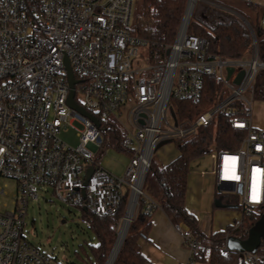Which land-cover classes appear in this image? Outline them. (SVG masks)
<instances>
[{
	"label": "built area",
	"instance_id": "1",
	"mask_svg": "<svg viewBox=\"0 0 264 264\" xmlns=\"http://www.w3.org/2000/svg\"><path fill=\"white\" fill-rule=\"evenodd\" d=\"M134 1L0 0V175L18 184L13 208L0 213V264H65L25 235L29 202L39 199L40 186L99 214L115 215L127 194L126 213L133 206L135 216L142 205L145 213L154 212L159 207L144 187L159 143L190 138L219 113L246 134L238 150H215V187L239 196L242 211L264 206V127L254 124L252 114L254 81L264 62L255 32L248 54L224 59L189 32L202 0H187L174 41L160 59L152 62L148 53L140 64L139 47L147 43L130 30ZM67 60L77 80L74 100L99 126L68 104ZM228 67H233L229 78ZM241 71L244 77L235 84ZM207 75L217 77L222 96L194 120H180L172 99L198 101ZM100 120H112L124 133L122 144L131 154L122 175L101 164ZM66 125L78 132L77 147L61 139ZM5 194L6 185L0 187V196ZM126 213L116 220L118 229ZM82 223L90 225L86 218ZM174 228L190 250V262H197L203 244L183 223ZM229 236L219 247L223 254L230 250ZM258 250L241 253L247 264H264V245Z\"/></svg>",
	"mask_w": 264,
	"mask_h": 264
},
{
	"label": "trees",
	"instance_id": "2",
	"mask_svg": "<svg viewBox=\"0 0 264 264\" xmlns=\"http://www.w3.org/2000/svg\"><path fill=\"white\" fill-rule=\"evenodd\" d=\"M187 0H141L138 14L133 18L131 33L146 41L150 61L154 62L164 54L166 46L172 43L181 26ZM212 7L198 8L193 14L189 32L204 38L210 50L224 59H239L250 52L252 35L248 26L240 18ZM238 12L245 17L254 29L259 45V56L264 62V8L254 2H246ZM223 94L222 84L216 76L207 75L203 80L202 96L198 101L173 98L180 120H194L202 112L216 104ZM253 99L264 102V68L256 75ZM101 122L103 132L102 156L109 148H116L128 155L130 150L122 144L124 133L112 121ZM245 131L233 127L228 115L219 113L214 121L201 126L196 135L178 142L179 154L167 164L153 161L145 181V192L157 202L173 223L188 225L203 244L202 255L196 261H209L211 264H247L241 253L229 250L223 254L219 247L230 236L247 238L249 230L264 216V206L251 207L243 211L242 224L238 229L217 231L206 234L199 227L196 216L186 206L188 177L193 161L213 150L236 151L240 148ZM215 198L221 205L229 208L239 206L237 196ZM129 194H127L115 215L99 214L91 209L81 208L82 218L89 220L87 226L96 241L84 240L76 250V255L83 264H105L115 244L118 224L116 220L125 214ZM238 204V205H235ZM153 213V212H152ZM152 213H145L143 205L139 207L131 221L128 232L113 264H150L141 250V241L148 239L151 230ZM264 245L262 239L261 247ZM73 263V262H72ZM74 264V263H73Z\"/></svg>",
	"mask_w": 264,
	"mask_h": 264
},
{
	"label": "rangeland",
	"instance_id": "3",
	"mask_svg": "<svg viewBox=\"0 0 264 264\" xmlns=\"http://www.w3.org/2000/svg\"><path fill=\"white\" fill-rule=\"evenodd\" d=\"M140 1H134L133 18L138 14ZM246 2L245 0H202L198 4V8L206 9L207 7H212V11L209 14L213 16L215 12L213 9L215 8L212 4H218L238 12V9L243 8ZM253 2L260 4L264 8V0H253ZM148 53V46H140L137 61L140 64H145ZM79 98L82 99V96L79 95ZM252 114L254 124L264 127V102L253 101ZM75 126L81 128L78 123H75ZM60 137L72 147H77L81 142L78 132L69 125L63 128ZM178 154V142L172 140L155 151L153 161L158 164H167L175 159ZM215 158L216 151L213 150L191 163L187 200L190 199L193 202L192 207H194V210L191 211L195 215L198 213L205 217L204 220H206L208 225L211 224L214 230L217 228L226 230L229 225L242 221L243 211L240 206L236 208L214 206V190L216 188L214 176ZM129 160L130 156L128 154L116 148H109L101 156L102 166L117 175L124 173ZM5 185L6 194L0 196V213H5L13 208V201L18 188L16 180L0 175V187ZM217 193L219 197L230 198L237 196L223 190H217ZM237 199L240 203L241 198L237 196ZM135 216L133 217L135 218ZM25 220V235L27 239L42 251L57 255L65 264H83L77 257L76 250L80 248L79 245L85 239L96 241L88 227L82 223L81 208L58 198L52 192L51 187H39V199L30 200ZM183 224L186 225L185 223ZM186 226L189 227L188 225ZM261 229L264 232V225Z\"/></svg>",
	"mask_w": 264,
	"mask_h": 264
},
{
	"label": "crops",
	"instance_id": "4",
	"mask_svg": "<svg viewBox=\"0 0 264 264\" xmlns=\"http://www.w3.org/2000/svg\"><path fill=\"white\" fill-rule=\"evenodd\" d=\"M239 15L241 14L239 13ZM217 190L218 188L214 190V197L216 196ZM186 206L187 209L194 214V212L191 211L194 210V207H192L193 202L190 199L187 200L186 198ZM214 206L229 208L217 202L216 198ZM195 216L199 222L200 229L206 234L217 231L223 232L231 226L229 225L226 230H221L220 228L214 230L212 225H208L206 220H204L205 217H202V215L198 213ZM174 224L175 223L170 220L161 207L157 208L152 213L149 237L141 241V250L150 264H211L209 261L190 262V250L180 234L175 230Z\"/></svg>",
	"mask_w": 264,
	"mask_h": 264
},
{
	"label": "water",
	"instance_id": "5",
	"mask_svg": "<svg viewBox=\"0 0 264 264\" xmlns=\"http://www.w3.org/2000/svg\"><path fill=\"white\" fill-rule=\"evenodd\" d=\"M240 19L243 20V22H245V24L248 26V28L250 29L251 32H254V29L253 27L251 26V24L249 23V21L243 17L242 15H240ZM67 64V71H68V80H69V83H70V87L72 88L71 89V92H70V95H69V99H68V104L78 110L79 112H81L82 114L90 117L96 125L99 126V121L96 117H94L92 114H90L89 112H87V110L82 107V106H79L75 100H74V95H75V90H74V86L75 84L77 83V80L75 79L74 77V74L72 72V69H71V66L69 64V61L67 60L66 62ZM233 73V67H228V78L231 76V74ZM244 77V71H241L238 76L236 77L235 79V84H239L242 79ZM170 110H171V113L172 115L175 117V111L173 109V107H170ZM172 141L171 139H167V140H164V141H161L158 145V148L160 146H162L163 144L165 143H168ZM93 173V168H89L88 172H87V181L89 180L91 174ZM240 192H241V189H240ZM84 209L86 210V208L84 207ZM133 220V218L131 219V221ZM264 225V216H262V218L249 230V233H248V237L247 238H240V237H236V236H229L228 237V247L230 250H233V251H237L239 253H244V252H256L258 250V248L260 247L261 245V242H262V239L264 238V232L262 231V226ZM130 226V224H129ZM129 226H128V229H129ZM128 229H127V232H128ZM126 232V234H127ZM118 236H119V232L117 233V238H116V241H115V244L109 254V257L106 261L105 264H108L110 262V258L112 256V253H113V250H114V247L117 243V240H118ZM126 237V235H125ZM124 237V239H125ZM124 239L120 245V248L124 242ZM120 248L116 254V256L114 257V259L109 263V264H113L119 251H120Z\"/></svg>",
	"mask_w": 264,
	"mask_h": 264
},
{
	"label": "bare ground",
	"instance_id": "6",
	"mask_svg": "<svg viewBox=\"0 0 264 264\" xmlns=\"http://www.w3.org/2000/svg\"><path fill=\"white\" fill-rule=\"evenodd\" d=\"M133 206H131L129 209H128V211H127V213H126V216H125V219H124V221H123V223L121 224V227H120V230H119V236H118V240H117V243H116V245H115V247H114V250H113V253H112V256H111V258H110V262L114 259V257L116 256V254H117V252H118V250H119V248H120V245H121V243H122V241H123V239H124V237H125V235H126V232H127V229H128V226H129V224H131V219L133 218V216H134V210H133ZM109 262V263H110ZM108 263V264H109Z\"/></svg>",
	"mask_w": 264,
	"mask_h": 264
}]
</instances>
